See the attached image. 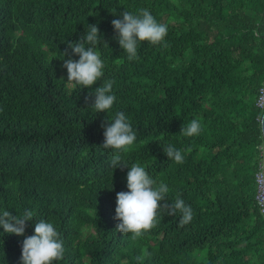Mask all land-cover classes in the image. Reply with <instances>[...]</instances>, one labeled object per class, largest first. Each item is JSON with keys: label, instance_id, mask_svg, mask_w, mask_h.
I'll list each match as a JSON object with an SVG mask.
<instances>
[{"label": "trees", "instance_id": "obj_1", "mask_svg": "<svg viewBox=\"0 0 264 264\" xmlns=\"http://www.w3.org/2000/svg\"><path fill=\"white\" fill-rule=\"evenodd\" d=\"M141 8L167 25L168 46L141 42L129 61L111 22ZM89 25L103 37L95 50L105 75L73 87L63 63L79 56L68 42ZM107 79L116 101L97 113L90 93ZM263 80L264 0H0V213H34L23 236L0 227V264H21L41 219L64 241L54 264H264L255 179ZM119 111L137 134L121 161L164 182L168 203L180 195L191 206L183 227L180 212H159L135 240L116 230L129 168L112 167L102 124ZM193 119L201 132L183 136ZM168 145L182 164L165 155Z\"/></svg>", "mask_w": 264, "mask_h": 264}, {"label": "clouds", "instance_id": "obj_2", "mask_svg": "<svg viewBox=\"0 0 264 264\" xmlns=\"http://www.w3.org/2000/svg\"><path fill=\"white\" fill-rule=\"evenodd\" d=\"M115 15V14H114ZM122 19H113L112 26L117 33L116 39L120 47L127 54L129 61L139 60L138 46L141 42H149L152 45H160L166 48L167 25L158 23L150 11L146 8L137 10L134 14L129 11L120 13ZM101 35L97 25H89L85 35L74 42H68L71 52L79 56L78 60L66 59L63 67L67 69V83L73 87L82 86L91 88L105 73V63L101 54L95 50L101 42ZM103 38V37H102ZM103 43L108 46L107 42ZM87 45V46H86ZM63 56H69L65 50ZM113 79L104 80L94 93V102L90 105L97 113L105 112L113 107L116 96L112 94ZM86 102L88 97L85 98ZM105 149H113L112 167L129 168L127 172L128 191L116 194V208L114 219L118 221L116 230L124 235L132 234L133 240L154 228L158 223V213L166 212L168 215L181 213L179 226L183 227L193 219V210L187 205L180 195H177L173 203H168L166 194L169 191L164 182L157 181L139 164L128 167L121 161V153L127 152L137 139L129 118L123 111L115 114L112 122H104ZM199 121L193 119L186 126L181 127L183 136L191 137L201 132ZM165 155L177 164L184 162V156L173 145L163 148ZM163 201V203H161ZM34 213L25 210L22 215H13L5 210L0 213V227L7 234L23 236L27 222L33 220ZM65 252L64 241L53 223L44 219L35 223L34 234L27 236L22 242L21 264H54L63 258ZM140 257H137L139 260Z\"/></svg>", "mask_w": 264, "mask_h": 264}, {"label": "built area", "instance_id": "obj_3", "mask_svg": "<svg viewBox=\"0 0 264 264\" xmlns=\"http://www.w3.org/2000/svg\"><path fill=\"white\" fill-rule=\"evenodd\" d=\"M256 106L262 111V114L258 117L262 121L264 113V80L259 89L258 98L256 100ZM259 162L258 170L255 175L256 185H257V194H256V204L260 210L261 215L264 217V136L262 141L257 146Z\"/></svg>", "mask_w": 264, "mask_h": 264}, {"label": "water", "instance_id": "obj_4", "mask_svg": "<svg viewBox=\"0 0 264 264\" xmlns=\"http://www.w3.org/2000/svg\"><path fill=\"white\" fill-rule=\"evenodd\" d=\"M261 129H262V134L264 136V113H263V117H262V121H261Z\"/></svg>", "mask_w": 264, "mask_h": 264}]
</instances>
